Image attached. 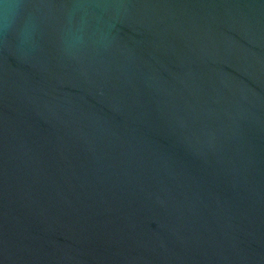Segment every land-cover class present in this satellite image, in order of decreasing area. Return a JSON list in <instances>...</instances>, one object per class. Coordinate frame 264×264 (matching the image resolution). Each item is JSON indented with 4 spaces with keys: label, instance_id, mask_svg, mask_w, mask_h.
<instances>
[{
    "label": "water",
    "instance_id": "1",
    "mask_svg": "<svg viewBox=\"0 0 264 264\" xmlns=\"http://www.w3.org/2000/svg\"><path fill=\"white\" fill-rule=\"evenodd\" d=\"M0 264H264V0H0Z\"/></svg>",
    "mask_w": 264,
    "mask_h": 264
}]
</instances>
